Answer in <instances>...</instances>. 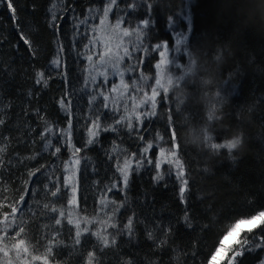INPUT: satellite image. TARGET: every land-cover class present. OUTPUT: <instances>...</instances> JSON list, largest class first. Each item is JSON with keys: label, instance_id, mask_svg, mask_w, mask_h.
<instances>
[{"label": "trees", "instance_id": "trees-1", "mask_svg": "<svg viewBox=\"0 0 264 264\" xmlns=\"http://www.w3.org/2000/svg\"><path fill=\"white\" fill-rule=\"evenodd\" d=\"M262 212L264 0H0V264H209Z\"/></svg>", "mask_w": 264, "mask_h": 264}, {"label": "rangeland", "instance_id": "rangeland-1", "mask_svg": "<svg viewBox=\"0 0 264 264\" xmlns=\"http://www.w3.org/2000/svg\"><path fill=\"white\" fill-rule=\"evenodd\" d=\"M164 49H166V47H163ZM164 55H162V59H160L159 63L157 64V70H158V75H155V85L152 86V89L149 91V86H147L145 93L143 96L141 97H134V101L133 103L137 104L138 106L142 107V116L154 109V102H155V98L157 96V92L161 89V88H165L166 87V83H169V80L171 77V75H166L165 69H167L168 66V62L169 60L167 58L164 57ZM117 66V67H116ZM115 68H119L118 65H116ZM116 74V71H115ZM117 74L119 76L114 77L116 75L113 74V79L116 80V83L120 84L123 86L122 83V79L124 77V75H120L118 72ZM166 79L168 81H166ZM116 90V89H115ZM117 92H119V90H116ZM126 93V92H124ZM132 97V96H131ZM137 117H139L138 114H136ZM140 116V117H142ZM71 175V174H70ZM69 182H73L72 185L74 186V174L72 176H70L69 178ZM74 188V195H77V188ZM262 221H264V212H262L261 214L249 218V219H245V220H241L239 222H237L235 224V226L233 227V229L224 237V239L221 242V246L218 248L217 252L215 253V255L212 257V259L210 260L209 264H219L225 257V254L229 248V246L231 244H233L235 242V240L238 238V236L244 231V230H249V229H253L254 227L258 226Z\"/></svg>", "mask_w": 264, "mask_h": 264}]
</instances>
